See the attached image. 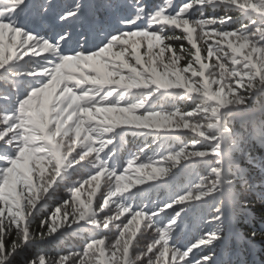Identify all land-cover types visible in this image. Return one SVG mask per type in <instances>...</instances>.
<instances>
[{"label": "trees", "instance_id": "1", "mask_svg": "<svg viewBox=\"0 0 264 264\" xmlns=\"http://www.w3.org/2000/svg\"><path fill=\"white\" fill-rule=\"evenodd\" d=\"M215 4L217 9L211 10V14L214 18H224V22L220 21L217 26L210 27V31L202 33V37L197 40L198 52L191 44L187 43L186 45L184 41L180 40L181 38L177 39V36L175 37L176 41L174 39L165 43L163 57L156 59L165 83L179 86L170 87L172 92H152L149 96L152 99L149 104L145 103V108L142 111L174 114L169 122L152 128L176 131L175 137L170 140L173 142L171 146H176V150H172L171 146L169 148H171L172 154L180 153L178 157L180 161L178 164L171 162V164L166 163L162 166L154 164L145 166L149 171L153 167L165 168L167 172L163 176L168 177L173 171L179 174V165L182 164L183 159L187 158L189 163L181 171L183 174L178 180V183L184 186H186V182L188 183L187 192L186 190L184 192L186 195L191 190L195 191L201 179L209 171V166L213 163V159L208 157H197V151L209 150V148L199 149L198 147L202 146L199 142L205 141L204 143L208 144L216 141L212 144L211 151L218 154L221 151L220 146L224 145L223 159L217 155L215 158L220 159V162L226 166L227 175L232 180L233 186L226 191V196L219 197L223 200L222 215L219 221L213 215L217 198L201 197L202 199L197 201L196 195H189L187 204L191 203V207L197 202L205 203V206L198 209L196 213L198 218L206 216L207 228L198 230L197 237L199 241L204 239L200 234L206 230V233H217L219 236L217 241H219L224 235L221 230L227 224L228 211H231L236 232H232L230 235L239 238L240 247L247 248L245 239L249 240V238L264 247V239L254 238L250 235L254 232L264 234V193H262L264 188L261 187L264 185V59L261 58L264 54V0H215ZM25 18L21 16L19 19ZM217 20L219 18L210 19L212 24ZM208 32H210L209 35H207ZM240 37H247V40L239 39ZM241 44L244 45L243 48H241ZM180 48L184 50H182L185 55L183 59L178 57ZM172 49L175 51L172 52ZM130 53L131 48H128V54ZM120 55L123 53L121 52ZM156 55L158 57L159 53L157 52ZM196 55L202 63L196 59ZM221 62L224 66L223 69ZM4 76L11 80L7 74ZM189 89L192 91L190 92ZM123 91H127V89L120 91L119 96L140 94V91L135 90L132 92ZM238 99H242L243 103L237 106ZM6 101L4 94H0V103ZM129 101L131 100L128 99L126 102ZM221 106L228 107L229 111H221ZM96 112L99 113L98 110ZM217 114L221 119V127L228 130L230 138L220 141L217 137L215 141L210 142L203 130L217 123ZM239 116L243 117L236 119ZM106 124H108L107 121ZM17 130L19 129L17 128ZM146 135L156 143L158 141L165 143V139L154 137L157 135L156 133L154 136L149 133ZM184 137H190L191 140L185 141ZM17 140L16 151L21 156L39 159L40 165L33 160H28L29 163L23 164L25 170L13 172L11 180L4 182L3 178L0 179V237L3 239L5 248L10 249L13 243L16 246L15 251L4 258L5 264H33V262L38 264L40 256L46 258V264H56L61 257H69L67 264H78L81 256L74 254H82L90 241L100 238H106V243L101 248V251L105 253L101 264H110L112 260H118L119 249L112 245L121 234V221L126 223L127 219L131 218L125 214L119 220V213L122 211V207H127L134 213L133 206L140 196L138 195L140 188L149 185L158 176L154 174L151 178H145L143 183H139L141 185H137V188L135 187L137 183L129 185L128 180L134 179L142 174L141 172L133 175L132 178H126L123 183L135 188L112 198L115 188L121 186V182L115 181V178L102 176L98 182L81 185L84 179H90V176L95 174L98 169L99 172H104L102 157L105 155V142L100 143L99 151L86 149L82 152L79 150L75 158L54 164L53 161H59L62 156L56 153L52 158L51 151L55 152V150L45 147L48 144L47 139L34 135L24 140L23 135L18 133ZM149 146L152 148L153 144ZM9 149L10 147L6 149V152ZM157 151L164 153L161 149ZM94 152H98V154L91 157ZM81 160L83 161L82 165H80ZM91 162L97 166L96 171L92 170ZM63 168H67V172L77 180L73 178L59 181L57 177L63 174L61 171ZM99 172H97L98 175ZM56 178L58 179L56 184L45 197L44 194L52 187L49 181ZM34 183L36 184L34 186L36 195L32 196L31 189ZM242 187L246 189V192H240ZM71 189L79 190L82 200L74 201L67 207L65 219L69 217V221L65 223H70L71 217L83 218L85 221L63 227V220L59 214L52 221L50 217L57 206H62L63 201L70 199ZM26 194L29 195L26 197ZM12 195L20 199H14ZM105 199L108 201V207L105 210L96 213L87 211V206L92 201L93 207L99 209L101 200ZM249 200L260 201V203H256L255 206H242L240 203ZM225 202H228L229 209L225 208ZM34 206H36L35 211L28 217V230L24 232V212L27 210L31 213ZM186 206L189 209L190 205ZM139 207L142 208V206ZM165 212H161V214ZM173 214L172 211L167 216H173ZM106 217L111 218L110 222L106 221ZM139 219L137 217L130 220L131 223L128 224L129 238L135 234V229H140L137 234L139 238L132 245L131 264H134L135 258L138 256L142 257L138 264H149V261L151 264H157L152 263L151 257L144 254L148 246L154 244L159 237L156 228L164 226L152 223L153 220L150 219L148 222L137 221ZM193 219L192 215H188V217L178 215L176 222H185L186 228L189 230ZM41 221H47L45 226L41 225ZM50 223L58 229L56 233L48 236L47 224ZM106 223L107 227H105ZM151 223L152 227H149ZM168 227L171 228L170 225ZM21 232H24L29 240L25 244L22 243ZM164 232L168 236L169 231H166V227ZM152 234L154 238L148 239ZM184 239L190 242L195 241V245L197 244V240L193 237L186 236ZM217 241L210 247L198 248V251L191 256L190 264H200L199 261L205 256L211 258L207 255L206 250L215 248ZM163 243L161 241L160 247ZM229 243L228 248L230 249L235 250L238 247L237 242L231 237ZM257 251L259 257L264 258L261 255L263 252L261 248H258ZM87 259H91V257ZM239 260L242 264L250 261L247 255H243Z\"/></svg>", "mask_w": 264, "mask_h": 264}, {"label": "snow or ice", "instance_id": "2", "mask_svg": "<svg viewBox=\"0 0 264 264\" xmlns=\"http://www.w3.org/2000/svg\"><path fill=\"white\" fill-rule=\"evenodd\" d=\"M32 5L30 3V0H0V24L5 25V30L0 33V46L4 47L7 52L10 54L8 58L5 60L3 68L5 69L10 63H16L24 59L25 56H31L33 50H39L40 48L43 49L44 53H55L57 57L59 58H65V57H77V56H84L88 61H91L93 64L96 65V69L99 74H101L104 78L105 83H111V80L109 77L115 75L110 69L105 70L106 65L108 64L107 57L112 56L113 53L116 55H120L121 52L123 53V56L126 58L128 55V48H135L139 51V55L135 57L137 61H140L142 56H147L151 62H155L157 59L156 53L158 52L160 54L161 50L164 53V43H163V37L160 36L159 33L148 35V29L147 27H140L139 22L141 20H144L145 17V10L141 4H138L136 7V16L129 18L127 21H124L126 25V29L123 32H120L118 34L112 35L110 32H108V28L110 27V21L105 18L104 20H99L97 18V8L95 6L88 7L85 10V5L80 2V0H76V4L72 7H68L64 10L63 15L60 17V21L63 24L66 25H81V24H87L89 28L95 32H99L102 39L96 44V46L92 49L85 50L87 41H84L83 43H77L74 50H70L67 52H63L62 50L64 48H72V35L70 32H60L57 35V38L55 40V43H51L50 41L34 36L33 34L18 28L16 26V21L21 17H29L30 16V9ZM184 11V6L181 5L179 8V11L177 12V15H179L181 12ZM164 12L163 8H158L154 13L151 14L152 19H155L156 17L160 16L161 13ZM230 19V18H228ZM216 20V19H213ZM221 22H224V18H219ZM172 25L175 26L176 22L173 20ZM10 36V40L6 39ZM137 34H140L141 36L147 35L146 39H138ZM189 44H192V38L189 36L188 41ZM119 45H125L126 47L121 49L118 47ZM155 47V52H154ZM197 46L193 47L194 49ZM144 49L143 53H141V49ZM172 52L175 51V49L171 50ZM65 63H67V60H65ZM125 68L128 67L127 64L124 65ZM221 67L223 69V63L221 62ZM133 73L140 76L139 72H136L135 69L132 70ZM31 91H34L32 89ZM191 92L192 90L189 89ZM22 100H27V95ZM16 102V108L21 105V101ZM243 103L242 99H238L236 101L237 106L241 105ZM15 108V110H16ZM15 110L11 113H0V116L10 117L15 114ZM123 113L125 114L123 117L118 118L119 123H131L135 122L136 125H141L144 123V121H154L159 119H165L166 117H162L160 115H149L144 117V121L138 120L136 115H133V111L129 108H124ZM71 117H69L70 119ZM217 123L213 126L215 131L217 132V137H221L224 139H229V133L226 128H222L220 125V116L219 114L216 115ZM209 141L212 142L213 140L209 138ZM212 155H217L218 153L215 151H212ZM180 153L176 154H169L168 159L170 161L179 163V157ZM197 157H205L204 152L197 151L196 153ZM15 159L11 158L6 161V166L0 168V177L3 176L4 171L6 168H10L12 166V161ZM83 164V161L81 160L80 165ZM128 167H133V163L131 161L128 162ZM137 172H139L141 169L136 168ZM152 170L155 172V174L159 176H163L166 174L167 169L165 168H156L153 167ZM99 172V169L98 171ZM97 172L90 176V179H84L81 185H87V184H93L95 182L100 181L101 177L104 176L103 172H99V175ZM115 181L118 180L121 182L120 187H116L114 192L112 193V198L117 197L120 195V193H127L130 191V189L135 188L137 185H141L139 183L136 184L135 187H131L128 184L123 183L126 180V177L124 175H115ZM59 178V177H57ZM51 180L49 181L52 185L51 188L48 189V192H46L44 195L49 193L50 189H53L54 185L56 184L57 180ZM189 195L191 193L183 195L178 200L175 201V205H172L171 207L174 208V214L172 220L167 224L171 226V232L174 230V226L176 223V217L179 215V212L181 210V207L183 206L185 201H188ZM202 199L200 196L196 197V200ZM82 200L81 192L76 189L70 190V199H67L63 201L62 206H57L54 210V212L51 214V221L54 219L58 214L63 220V227L70 226V224L73 223H79L81 221H85L83 218H75L71 217L70 223H65L66 221H69V217H66V209L68 206L72 205L74 201ZM38 205V204H37ZM36 205V206H37ZM36 206L32 208V212L29 213L27 210L24 212V232H27L28 230V217L29 215L33 214V212L36 209ZM108 207V201L107 199L101 200L99 209L93 207V201L90 205L87 206V211L89 213H96L97 211H103ZM165 209L160 210L161 212ZM137 213H140L139 216H137ZM125 214H128L131 218L127 219V222L121 221V234L116 238V241L112 245L114 248L119 249V259L118 260H112L110 264H131L130 261V252L132 249L133 240L135 239V236H131L129 238L128 235V224L130 220H134L137 217H139L141 220H144V216L141 214V211L131 212L129 208L122 207V211L119 213L118 219L120 220L121 217H124ZM158 213H151L147 214L148 218L152 221L153 216L157 215ZM106 221L110 222L111 218L106 217ZM47 221H41V225L45 226ZM108 224L106 223L105 227H107ZM166 226V225H165ZM156 228V230L159 232L158 239L154 242V244H151L148 246L145 256L151 257L153 253H155L157 257V264H169V256L171 257V264H181L188 258L190 255L192 249H189L187 251H184L183 253H180L174 248H171L168 246V236L164 232V228ZM47 227L49 229L48 236L53 235L57 232L58 227L55 225H52V223L47 224ZM149 227H152V223L149 225ZM24 232H21V239L22 243L25 244L29 240L24 235ZM140 232V229H135V235H137ZM30 234V233H29ZM219 239V236L215 232H210L204 235V239H201L194 247L198 248H205L212 246L217 240ZM161 241L164 242L165 247L161 248L160 251H157L158 248H160ZM106 243V238H100L90 241L82 254L76 253L74 255L81 256L79 259L78 264H101V259L105 255L103 251H101L102 246ZM126 246L128 256L127 259L124 257V247ZM159 246V247H157ZM16 249L15 243L11 246L9 249L8 247H4V242L2 237H0V264H5L4 258L9 256L10 253L14 252ZM91 257V259H87ZM175 257V259H174ZM69 257H61L60 260L56 262V264H67ZM207 257L202 258L200 261V264H207ZM33 264H37V262H33ZM38 264H46V258L43 256H40L38 259ZM149 264H151V261H149Z\"/></svg>", "mask_w": 264, "mask_h": 264}, {"label": "clouds", "instance_id": "3", "mask_svg": "<svg viewBox=\"0 0 264 264\" xmlns=\"http://www.w3.org/2000/svg\"><path fill=\"white\" fill-rule=\"evenodd\" d=\"M193 31H195V29H193ZM180 37H177V39H179ZM239 39H243V40H247V37H240ZM193 47H195V44H193ZM244 45L241 44V48H243ZM235 51V49H234ZM163 57V51L161 50L159 56L157 58H162ZM262 59H264V54H262ZM154 71V69H153ZM130 82L127 83L125 85V87L127 88H133V87H144V88H148L149 87V83H158V81L153 80L151 82L148 81H142L139 79V76L136 75L135 73L133 74L132 77L129 78ZM164 87H177L179 85H162ZM147 102V97L139 100V102H134L132 104L129 105V109L134 111L135 109H144L145 108V103ZM125 115V114H124ZM149 115H160L162 117H166L165 119H159V120H154V121H144V117L145 116H149ZM174 115L173 113H169V114H165L163 112H151V111H147L145 110L143 115H138L137 119L144 121L143 124L139 125L142 127H160L163 125L164 122H169L171 120V116ZM135 123V122H133ZM138 126V125H135ZM214 126V125H213ZM213 126H209L206 129H204V133L206 135V138H211L213 141L216 140V136H217V132L214 130ZM213 147V145H209V150L208 151H204L206 153L205 157H208L210 159H213V163L209 166V171L207 172V174L201 179V181L199 182V184L197 185L195 191L193 192L192 190L190 191V193L192 195H196V196H200L203 198H217V204H216V208L215 211L213 213L215 219L217 221L220 220V216L222 215V208H223V200L219 199V197L222 195V193L224 191H228L232 186V180L229 179L227 172H226V166L223 165L220 162V159L215 158L216 155H212V151L211 148ZM173 167H175V165H173ZM138 168H140L141 170L139 172H141L142 174L136 176L134 179H131L129 181V183H143L145 178H151L155 172L151 169V171H149L147 169V166L145 165H141ZM241 193L246 192L245 188H241L240 189ZM242 206H255L256 203H260V201H241L240 202ZM140 213H137V216H139ZM129 223H131V221H129ZM252 237L254 238H260V239H264V234L262 233H251L250 234Z\"/></svg>", "mask_w": 264, "mask_h": 264}, {"label": "rangeland", "instance_id": "4", "mask_svg": "<svg viewBox=\"0 0 264 264\" xmlns=\"http://www.w3.org/2000/svg\"><path fill=\"white\" fill-rule=\"evenodd\" d=\"M66 1V0H65ZM183 49L182 48H180L179 49V55H178V57H180V58H184L185 57V55L183 54V51H182ZM186 110V109H185ZM104 131V130H103ZM103 131H101V132H103ZM173 137H175V135L174 134H166L165 136H163L162 137V139H171V138H173ZM164 140V141H165ZM184 140L185 141H189V140H191V138L190 137H184ZM200 143V145L202 144V146L201 147H198L199 149H201V148H209V145L210 144H206V143H204V142H199ZM171 146V144H169V146L168 147H170ZM177 146H179V144H177ZM167 147V148H168ZM109 148V147H108ZM110 149V148H109ZM33 161H35V162H37L36 160H33ZM180 161V160H179ZM173 162V161H172ZM23 164H25V163H18L17 165H16V167H17V169H19V170H25V167H24V165ZM177 172L176 171H173L164 181H162V182H160V183H157L156 184V186H155V190H157V189H159V188H163V187H165L167 184H168V182L172 179V178H174V177H177ZM61 181V180H60ZM128 184L129 185H133L134 183H129V180H128ZM187 182H186V188H187ZM34 186H36V184L34 183V184H32V189H31V194H32V196H35L36 195V189L34 188ZM170 193H172V191H171V189H169L168 188V194H170ZM159 195H161L160 193H158ZM162 196V195H161ZM14 196L12 195V198H13ZM27 197V196H26ZM168 198H170V197H168ZM186 205H190L189 206V211H190V209H191V203H188V204H186ZM198 206H200L199 204H194V206H193V209L194 208H196V207H198ZM228 223V222H227ZM133 229V228H132ZM135 238H137V236L135 237ZM135 241H136V239H135ZM135 241H133V243L135 242ZM151 259H152V263H157V257L153 254L152 256H151ZM141 260H142V257H136L135 258V261H134V264H138V263H140L141 262Z\"/></svg>", "mask_w": 264, "mask_h": 264}, {"label": "bare ground", "instance_id": "5", "mask_svg": "<svg viewBox=\"0 0 264 264\" xmlns=\"http://www.w3.org/2000/svg\"><path fill=\"white\" fill-rule=\"evenodd\" d=\"M30 16H31V13H30ZM29 16V17H30ZM29 17H26L24 20L26 21V20H28V18ZM116 17H121V16H116ZM20 19H18L17 21H19ZM31 21H33V19L31 20ZM26 23V22H25ZM113 26H115L116 25V23L115 24H112ZM93 43H95V45L98 43V42H95V41H93ZM31 85H33V84H26L25 86H23V87H20V89L17 91V92H15L14 93V95H13V97H14V100L13 101H16L17 99H18V97H19V92H20V90L21 89H23V88H29V87H31ZM9 109H10V113L11 112H13L15 109H14V107H13V105L11 106V105H9ZM16 112V111H15Z\"/></svg>", "mask_w": 264, "mask_h": 264}]
</instances>
